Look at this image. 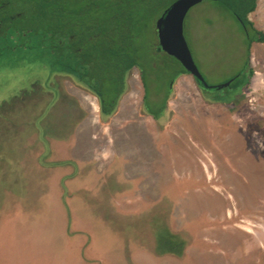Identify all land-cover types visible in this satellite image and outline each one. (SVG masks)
Instances as JSON below:
<instances>
[{
	"label": "rangeland",
	"instance_id": "1",
	"mask_svg": "<svg viewBox=\"0 0 264 264\" xmlns=\"http://www.w3.org/2000/svg\"><path fill=\"white\" fill-rule=\"evenodd\" d=\"M161 14L137 38L153 111L172 85L160 121L141 66L103 119L48 40L0 34V264H264V42L240 91L246 39L229 12L207 0L174 13L179 58L157 44ZM249 18L264 31V0ZM184 68L213 86L242 75L212 91L231 101H210L193 73L172 84ZM163 211L189 239L181 255L154 250L147 222Z\"/></svg>",
	"mask_w": 264,
	"mask_h": 264
},
{
	"label": "trees",
	"instance_id": "2",
	"mask_svg": "<svg viewBox=\"0 0 264 264\" xmlns=\"http://www.w3.org/2000/svg\"><path fill=\"white\" fill-rule=\"evenodd\" d=\"M174 1L176 0H0V34L10 32L11 36L17 38L37 35L41 37L40 41L48 40L56 61L61 67L67 68L63 73L98 97L103 119L116 111L118 101L126 89L128 72L134 66H141V80L145 89L143 109L160 121L161 112L168 107L172 85L163 104L157 111H153L144 77L141 40L137 38L139 29L146 25L148 18L163 12ZM214 1L241 19L250 44L253 41L264 42V31L256 28L249 18V13L257 8L258 0ZM15 5H19L18 11L13 8ZM157 44L159 46L158 42ZM2 46L0 49L6 47ZM244 69L240 91L249 84L253 73L250 57L246 59ZM187 72V68L178 70L172 78V84L177 75ZM54 74L56 73L53 72L51 76ZM240 75L242 74L235 75L229 84L221 86L208 87L196 81L206 99L229 102L231 99L212 91L230 87L235 80L239 81ZM105 87L109 92L114 90L112 100L107 95L108 90H103ZM147 223L152 231L156 253L182 254L189 239L170 228L164 211Z\"/></svg>",
	"mask_w": 264,
	"mask_h": 264
},
{
	"label": "water",
	"instance_id": "3",
	"mask_svg": "<svg viewBox=\"0 0 264 264\" xmlns=\"http://www.w3.org/2000/svg\"><path fill=\"white\" fill-rule=\"evenodd\" d=\"M203 1H207V0H176L162 12L160 19H159L158 26H157L159 48H161L162 50H164L166 52L175 54L179 58V53L173 47V45L171 43V39L168 36L167 27H168L169 19L178 10L182 9L184 11L185 9L190 7L191 5L201 3ZM210 1L217 4L214 0H210ZM219 8H221V7L219 6ZM222 9L229 12L234 17V19L237 20L238 23L241 25L242 31H243L245 39H246V48H247L246 59H247L249 56V53H250L251 44L249 42V38H248L244 23L241 21V19L236 18L229 10H226L224 8H222ZM176 53H178V54H176ZM246 59H245V62H246ZM187 70H188V72L193 73L194 74L193 76L195 77V79L200 81L202 85L208 86V87L213 86L211 84L205 83L204 81H201L200 78L195 76V72L191 68H189V69L187 68ZM226 83L229 84V81H227L221 85H225Z\"/></svg>",
	"mask_w": 264,
	"mask_h": 264
},
{
	"label": "crops",
	"instance_id": "4",
	"mask_svg": "<svg viewBox=\"0 0 264 264\" xmlns=\"http://www.w3.org/2000/svg\"><path fill=\"white\" fill-rule=\"evenodd\" d=\"M184 75H186V73H183ZM63 75H65L66 77H70L69 75H67L66 73L65 74H63ZM71 78V77H70ZM71 80H72V78H71ZM73 82H75L74 80H72ZM46 140V139H45Z\"/></svg>",
	"mask_w": 264,
	"mask_h": 264
}]
</instances>
